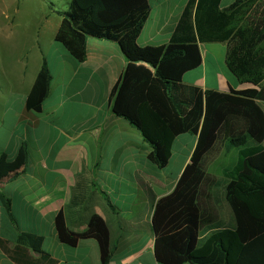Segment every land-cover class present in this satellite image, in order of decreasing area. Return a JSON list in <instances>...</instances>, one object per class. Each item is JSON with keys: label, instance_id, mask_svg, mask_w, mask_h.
Masks as SVG:
<instances>
[{"label": "crops", "instance_id": "obj_1", "mask_svg": "<svg viewBox=\"0 0 264 264\" xmlns=\"http://www.w3.org/2000/svg\"><path fill=\"white\" fill-rule=\"evenodd\" d=\"M147 1L149 14L136 43L164 46L189 0ZM234 1L220 0V8ZM70 3L0 0V155L15 161L16 174L12 180L4 175L0 189L11 201L19 230L41 236L42 250L54 264H101L95 239H81L75 247L59 241L54 220L60 212L73 232L83 231L92 215L104 219L112 252L109 264H159L154 257V208L173 192L191 164L197 136L185 133L174 139L165 172L149 166L148 145L118 114L132 81L153 76L154 69L127 61L117 43L94 38L86 41L85 60H73L55 41L62 18L54 11L66 10ZM198 47L201 64L182 76L183 84L203 93L251 88L229 71L226 42L199 43ZM43 63L51 83L41 112L35 113L26 108V99ZM260 107L264 115V102ZM239 126L242 120H234V127ZM210 144L212 151L200 160L208 224L202 236L219 223L231 224V211L223 198V186L230 179L227 172L234 163L240 164L241 151L257 147L252 139H245L240 147L228 145L224 134ZM258 147L264 150V139ZM16 239L0 202V241L4 243L0 264H18L13 256L25 264L37 259L17 249Z\"/></svg>", "mask_w": 264, "mask_h": 264}, {"label": "trees", "instance_id": "obj_2", "mask_svg": "<svg viewBox=\"0 0 264 264\" xmlns=\"http://www.w3.org/2000/svg\"><path fill=\"white\" fill-rule=\"evenodd\" d=\"M149 10L147 0H71L66 10L54 11L62 18L55 41L79 63L85 60L88 38L111 41L118 44L127 61L154 69L153 76L132 81L118 114L148 145L149 166L165 172L174 139L185 133L197 136L191 164L173 192L154 208L155 260L159 264H264V150L258 147L264 139L260 107L264 102V0H236L224 9L220 0H189L168 44L139 47L136 39ZM214 42L227 43L229 71L251 88L203 93L182 83V76L201 64L198 44ZM50 83L51 73L43 63L26 99L28 110L41 112ZM118 85L112 88L110 100ZM237 119L242 120L238 128L234 127ZM222 134L228 145L240 147L245 139H252L257 147L241 151L240 164L234 163L227 172L230 179L223 186V198L231 211V224L219 223L202 236L208 224L203 213L205 173L200 160L212 151L210 142ZM14 166L15 161L0 155V188L4 175L8 180L16 177ZM0 202L17 232L16 248L37 257L26 264H54L42 250L41 236L19 230L11 201L1 189ZM54 225L59 241L67 246L95 239L101 264H109V231L102 217L92 215L83 231L73 232L60 212ZM0 245L4 243L0 241Z\"/></svg>", "mask_w": 264, "mask_h": 264}, {"label": "rangeland", "instance_id": "obj_3", "mask_svg": "<svg viewBox=\"0 0 264 264\" xmlns=\"http://www.w3.org/2000/svg\"><path fill=\"white\" fill-rule=\"evenodd\" d=\"M219 162V161H218ZM219 164H222V162H219ZM224 175H226V174H224Z\"/></svg>", "mask_w": 264, "mask_h": 264}]
</instances>
